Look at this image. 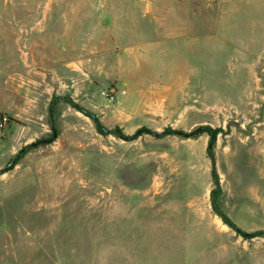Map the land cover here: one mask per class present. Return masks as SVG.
I'll use <instances>...</instances> for the list:
<instances>
[{"label":"rangeland","instance_id":"1","mask_svg":"<svg viewBox=\"0 0 264 264\" xmlns=\"http://www.w3.org/2000/svg\"><path fill=\"white\" fill-rule=\"evenodd\" d=\"M64 3V59L0 11V264H264V0ZM157 44L178 91L124 121L123 53Z\"/></svg>","mask_w":264,"mask_h":264},{"label":"crops","instance_id":"2","mask_svg":"<svg viewBox=\"0 0 264 264\" xmlns=\"http://www.w3.org/2000/svg\"><path fill=\"white\" fill-rule=\"evenodd\" d=\"M29 1L25 0H10V3L4 6H0V11L2 8L8 10L12 13L11 20L14 23L15 28H19L20 35L24 34L27 36L29 32L25 29L30 27V30L33 34H38L43 40V45L41 49L49 53L58 52L63 56H50L47 55V58L51 59H64V50H65V39H66V16H65V3L64 0H44L43 3L30 4ZM22 11H32L33 13H38L36 18L28 21L23 19L18 15ZM92 24V23H89ZM78 26H81L79 21ZM93 26V25H91ZM23 28H25L23 30ZM30 32V33H31ZM18 35V32L16 33ZM175 38L177 34L174 35ZM19 38L12 40L11 48L12 52L15 55H18L19 51ZM32 50L34 49L35 42L32 40L30 42ZM153 49H157V52L146 53L145 55L140 54L138 51L131 53H123L121 63V69L129 71L128 74H123L119 76L116 88V99L119 100V104L116 105V115L117 117H123L122 120L129 122H136L137 118L142 116H153L166 113L164 103L171 99L172 92L178 91L177 89V70H169L168 68L159 69L161 65L159 64L162 59V45H153ZM145 60V61H144ZM144 61V62H143ZM144 67L145 69L152 72L155 70L163 75L167 74L170 76L169 82L162 83V87L154 86H142L139 85V79L141 76L138 74L139 69ZM159 67V68H158ZM163 68V67H162ZM176 69V68H175ZM149 72V73H150ZM173 77L174 79H171ZM143 79V78H142ZM147 81V79H146ZM145 81V82H146ZM165 109V110H164ZM165 111V112H164ZM143 225L138 222L137 231L140 228V231H143ZM142 227V228H141ZM240 230V229H239ZM213 231H217L214 229ZM226 234V229L221 228V237H224ZM134 235H136L134 233ZM139 241V239H137ZM143 251V248H137L135 251ZM139 260H133L132 264H141Z\"/></svg>","mask_w":264,"mask_h":264},{"label":"trees","instance_id":"3","mask_svg":"<svg viewBox=\"0 0 264 264\" xmlns=\"http://www.w3.org/2000/svg\"><path fill=\"white\" fill-rule=\"evenodd\" d=\"M213 183H214V186H215V188H216V190H217V194L216 195H218L220 192H221V189H220V185H219V179H218V177H217V175H216V173H215V171H213ZM215 190V189H214ZM213 190V191H214ZM213 194H214V192H213ZM213 194H211V196H212V203H213V206L215 207V213L217 214V215H219L220 217H221V219L225 222V223H227V224H229L230 226L232 225L230 222H229V219L222 213V212H220V211H218L217 210V208H216V206H217V202L215 201V197H216V195H213ZM235 230V229H234ZM238 234H241V231H239V229H237L236 228V230H235Z\"/></svg>","mask_w":264,"mask_h":264},{"label":"water","instance_id":"4","mask_svg":"<svg viewBox=\"0 0 264 264\" xmlns=\"http://www.w3.org/2000/svg\"><path fill=\"white\" fill-rule=\"evenodd\" d=\"M66 101L68 103H70L71 105H73L74 107H76L77 109H79L81 112H83L85 115L91 117L94 120V123L97 127V129L101 132V133H108L109 131L107 129H105L104 127H102L99 122L98 119L96 118V116L94 114L88 113L86 110L79 108L71 99L67 98ZM231 227L233 229L236 230V227L234 225H231Z\"/></svg>","mask_w":264,"mask_h":264},{"label":"built area","instance_id":"5","mask_svg":"<svg viewBox=\"0 0 264 264\" xmlns=\"http://www.w3.org/2000/svg\"><path fill=\"white\" fill-rule=\"evenodd\" d=\"M111 100H114V97L113 96H111Z\"/></svg>","mask_w":264,"mask_h":264}]
</instances>
